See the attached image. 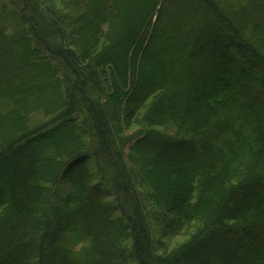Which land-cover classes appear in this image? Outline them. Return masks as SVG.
<instances>
[{"label":"trees","instance_id":"trees-1","mask_svg":"<svg viewBox=\"0 0 264 264\" xmlns=\"http://www.w3.org/2000/svg\"><path fill=\"white\" fill-rule=\"evenodd\" d=\"M0 264H264V0H0Z\"/></svg>","mask_w":264,"mask_h":264},{"label":"rangeland","instance_id":"rangeland-1","mask_svg":"<svg viewBox=\"0 0 264 264\" xmlns=\"http://www.w3.org/2000/svg\"><path fill=\"white\" fill-rule=\"evenodd\" d=\"M164 72V71H163ZM165 74V72H164ZM148 108H149V105H148ZM148 108L147 110L145 108H143L142 110H140L139 114L137 115V120L134 122V129L132 131H135L140 127L141 125V122L143 121V115L145 113V110H146V113L148 111ZM31 118L33 120V123L35 125H39V124H42L47 118L44 117L41 113H35V114H32L31 115ZM152 128V127H150ZM155 128V127H154ZM148 127L145 129L147 130ZM156 129H159L161 132L163 133H167L168 131L170 132L169 128L168 127H156ZM131 131V132H132ZM131 132H127L128 134H131ZM245 172L244 171H241L240 174H238L237 176H242ZM237 179V177L235 178V180ZM235 180H233V182H235ZM64 187V186H62ZM64 189V188H63ZM201 226V222H198L196 220H194L193 222H190L189 224H187L183 230L180 232V234L176 235V236H173V237H168L165 239V248L166 249H171L172 247H174L175 245H179L180 243H182L185 239L189 238L192 234H194V232Z\"/></svg>","mask_w":264,"mask_h":264}]
</instances>
